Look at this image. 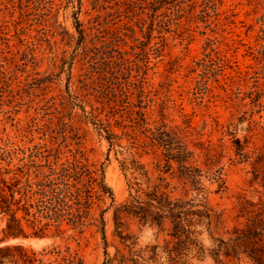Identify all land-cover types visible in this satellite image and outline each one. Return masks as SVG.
Segmentation results:
<instances>
[{
  "label": "rangeland",
  "instance_id": "374dc122",
  "mask_svg": "<svg viewBox=\"0 0 264 264\" xmlns=\"http://www.w3.org/2000/svg\"><path fill=\"white\" fill-rule=\"evenodd\" d=\"M122 55L130 72L119 64ZM145 128L155 144L164 139L193 151L213 210L210 231L198 227L209 250L215 238L226 240L264 214V0H0V166L7 152L12 163L31 152L38 163L75 154L102 169L113 197H99L80 232L64 224L61 237L0 244L69 247L81 264L149 251L162 262L169 224L119 210L138 176L121 166L135 158L165 178L173 198L189 186L175 162L173 172L155 168L163 158L160 148L140 146L149 142ZM216 170L225 184L219 191L209 179ZM101 210L105 240L97 229ZM4 224L0 217V230ZM192 261L253 264L244 255L224 257L222 248Z\"/></svg>",
  "mask_w": 264,
  "mask_h": 264
},
{
  "label": "trees",
  "instance_id": "16d2710c",
  "mask_svg": "<svg viewBox=\"0 0 264 264\" xmlns=\"http://www.w3.org/2000/svg\"><path fill=\"white\" fill-rule=\"evenodd\" d=\"M119 64L129 72L132 70L131 61L123 55ZM138 113L140 120L145 122L144 114ZM134 122L140 126L138 121ZM141 132L149 138V142L139 144L143 149L155 146L161 150L163 159L158 160L155 168L160 173L173 172L172 164L175 162L183 187L188 185L189 188L185 190L184 197L173 198L172 190L161 174L152 177L135 158L128 164H122V170L129 169L131 174L137 173L138 176H133L134 182L128 185L129 195L119 210L157 227L167 221L171 239L161 247L165 256L162 262H157L149 251L146 257L142 252L134 253L138 259L120 255L108 258L102 264H113V260H116L115 264H127L128 261L130 264H195L193 258L200 259L207 251L216 256L221 248L224 257L240 259L244 255L253 264H264V214L256 213L254 217L247 218L243 226L233 228L226 240L215 238L218 244L209 250L199 238L201 231L198 227L205 225L210 231L213 210L207 202L200 168L194 164L193 151L184 143L176 146L164 144V139H157L155 144L154 132L150 128ZM37 156L31 152L26 162L24 157H20L17 163H12V152L1 158L5 161L8 157L5 165L0 166V217H5L0 243L8 238L61 237L68 229L63 227L64 224L79 228L80 232L92 218L93 206L99 197L108 195L113 198L111 189L104 182L102 169L98 172L83 157L74 154L59 163H38L34 158ZM209 179L216 183L217 191L225 186L220 170H216ZM189 190L195 194L185 199ZM97 229L105 240L103 210L98 217ZM119 236L124 238L122 234ZM46 255L53 259L44 258ZM5 260L12 264H81V259L69 247L61 249L53 244L40 251L27 250L19 244H0V264Z\"/></svg>",
  "mask_w": 264,
  "mask_h": 264
}]
</instances>
